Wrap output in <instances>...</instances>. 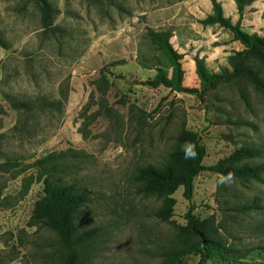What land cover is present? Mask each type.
Returning a JSON list of instances; mask_svg holds the SVG:
<instances>
[{"label":"rangeland","instance_id":"1","mask_svg":"<svg viewBox=\"0 0 264 264\" xmlns=\"http://www.w3.org/2000/svg\"><path fill=\"white\" fill-rule=\"evenodd\" d=\"M216 2L235 23L234 0ZM49 3L53 25L45 30L37 0H0L6 44L0 47V264H63L57 236L32 220L44 179L89 194L76 224L80 232L100 231L80 249V264H169L168 254L193 242L186 231L188 211L200 231L231 254L205 264H264V184L235 178L221 183V176L203 171L194 179L190 202L182 188L174 193L173 216L163 222L155 217L163 198L140 193L135 181L138 169L160 166L183 129L198 134L205 168L243 146L261 150L247 165H264V99L251 85L220 84L202 100L143 85L157 69L167 81L172 76L146 28L171 35L183 56L186 88H199L196 60L208 73L229 69V58L242 47L228 31L200 24L212 14L211 1ZM241 29L264 35V0H249ZM10 97L34 106L17 112ZM51 155L55 159L33 167ZM244 206L254 209L241 211ZM181 261L198 264L199 257Z\"/></svg>","mask_w":264,"mask_h":264},{"label":"trees","instance_id":"2","mask_svg":"<svg viewBox=\"0 0 264 264\" xmlns=\"http://www.w3.org/2000/svg\"><path fill=\"white\" fill-rule=\"evenodd\" d=\"M212 14L200 21L203 26H217L228 31L234 41L238 42L242 49L229 58V69L221 73H208L202 61H195V74L199 80V88H186L183 86L184 70L182 68L183 56L171 45L169 33H156L146 28L150 42L158 47L168 60L171 68V80L167 81L161 69L156 70L154 78L147 80L143 85L152 89L164 87L170 92L194 95L199 100L210 90H214L220 84L244 82L259 92L264 99V79L260 70H264V35H249L242 31L241 22L244 18L249 0H234L238 19L235 23L225 18L221 6L216 0H210ZM40 7L42 26L45 30L53 25L54 11L49 0H37ZM0 47L6 48V44L0 38ZM242 100L246 103L245 94L240 90ZM9 104L13 110L29 112L34 104L29 101L17 102L10 97ZM159 104L153 113L160 108ZM55 109L54 104H48ZM176 145L167 155L160 166L147 165L137 170L135 181L142 185L140 193L155 194L163 198L161 209L155 213V217L161 221H168L173 216V208L176 204L174 193L182 188L183 197L191 201L193 195L194 179L203 171L222 178L238 180L251 179L264 184L262 175L264 165H247L248 162L261 157V150L254 147L243 146L235 149L227 157L217 161L213 166L205 168L203 161L206 157V149L200 142L198 134L194 131L183 129L175 139ZM186 145L194 146L195 157L186 159L184 149ZM55 159L48 156L33 164L39 167ZM43 199L35 204L32 220L53 232L63 249V264H80L84 256L80 249L88 246L99 235V228L79 231L76 217L79 210L89 203L90 198L85 190H76L71 186H56L47 179L43 180ZM253 206H244L241 211L253 210ZM187 221L186 231L193 242L184 251L168 254L169 264H182L181 257L194 255L199 257L198 264H205L212 257L225 258L231 255L219 242L209 239L199 229L200 222L191 211L185 215ZM250 254V253H249ZM248 252L238 256L237 260H243L249 256Z\"/></svg>","mask_w":264,"mask_h":264},{"label":"clouds","instance_id":"3","mask_svg":"<svg viewBox=\"0 0 264 264\" xmlns=\"http://www.w3.org/2000/svg\"><path fill=\"white\" fill-rule=\"evenodd\" d=\"M184 155H185V158L186 159H189V158H194L196 153H195V150H194V146L192 145H186L185 146V149H184ZM230 175L227 179H230ZM225 182V179H221V183H224Z\"/></svg>","mask_w":264,"mask_h":264}]
</instances>
